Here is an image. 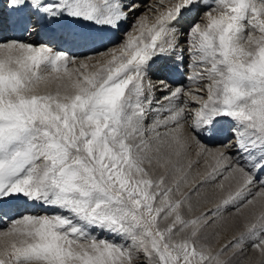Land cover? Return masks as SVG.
Listing matches in <instances>:
<instances>
[{"label": "snow or ice", "instance_id": "snow-or-ice-1", "mask_svg": "<svg viewBox=\"0 0 264 264\" xmlns=\"http://www.w3.org/2000/svg\"><path fill=\"white\" fill-rule=\"evenodd\" d=\"M0 264H264V0H0Z\"/></svg>", "mask_w": 264, "mask_h": 264}, {"label": "bare ground", "instance_id": "bare-ground-1", "mask_svg": "<svg viewBox=\"0 0 264 264\" xmlns=\"http://www.w3.org/2000/svg\"><path fill=\"white\" fill-rule=\"evenodd\" d=\"M170 68L171 65L166 66L163 62L157 61L155 64H153L149 75L153 81H156L158 78H165V77H168L170 79H177V80L183 79L182 77L175 76V74L170 71ZM183 82L187 83V81H183ZM157 95H159V93H157ZM221 140H224L225 143L227 142L224 136H218L212 139H205L203 142L208 145L216 142L220 143Z\"/></svg>", "mask_w": 264, "mask_h": 264}, {"label": "rangeland", "instance_id": "rangeland-1", "mask_svg": "<svg viewBox=\"0 0 264 264\" xmlns=\"http://www.w3.org/2000/svg\"><path fill=\"white\" fill-rule=\"evenodd\" d=\"M218 145H220V143L216 142V143H213V144H208L207 146L210 147V148L220 147ZM192 151H193V158H194L195 146H193V150ZM197 170L200 171V172L204 171L203 162H201V166ZM239 230H243V223L242 222H238L236 227L232 231H229L228 233H225L223 235V237H222L221 243H223L226 239H228L235 231H239Z\"/></svg>", "mask_w": 264, "mask_h": 264}]
</instances>
